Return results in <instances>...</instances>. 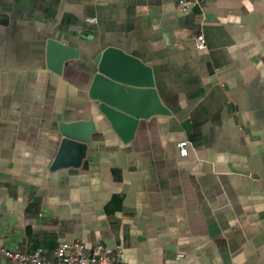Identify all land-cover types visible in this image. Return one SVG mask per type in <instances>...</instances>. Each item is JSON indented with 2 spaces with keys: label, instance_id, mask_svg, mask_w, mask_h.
Instances as JSON below:
<instances>
[{
  "label": "crops",
  "instance_id": "crops-1",
  "mask_svg": "<svg viewBox=\"0 0 264 264\" xmlns=\"http://www.w3.org/2000/svg\"><path fill=\"white\" fill-rule=\"evenodd\" d=\"M177 2L0 0V264L63 242L117 247L115 264H264V0ZM49 40L77 53L60 73ZM107 46L151 68L168 115L99 126ZM77 119L97 126L84 158L51 169Z\"/></svg>",
  "mask_w": 264,
  "mask_h": 264
},
{
  "label": "water",
  "instance_id": "water-1",
  "mask_svg": "<svg viewBox=\"0 0 264 264\" xmlns=\"http://www.w3.org/2000/svg\"><path fill=\"white\" fill-rule=\"evenodd\" d=\"M73 48L55 40L47 42V67L60 73L64 61L73 59ZM96 70L88 87V96L98 102L102 118L99 126L108 123L117 134L125 126L132 130L141 118L168 115L153 83L151 68L136 56L107 46L93 60ZM60 143L51 169L78 166L84 158L92 135L97 132L95 122L77 119L60 122ZM67 157L72 158L65 163Z\"/></svg>",
  "mask_w": 264,
  "mask_h": 264
},
{
  "label": "built area",
  "instance_id": "built-area-1",
  "mask_svg": "<svg viewBox=\"0 0 264 264\" xmlns=\"http://www.w3.org/2000/svg\"><path fill=\"white\" fill-rule=\"evenodd\" d=\"M201 0H178L177 7L181 12H189L193 7L200 5ZM198 50L205 49L206 40L203 34L194 39ZM181 156L187 155V142L178 144ZM117 247L111 248L101 243L86 246L81 242H63L52 252L51 258L38 248L32 251L1 250V254L10 264H115ZM177 254L176 259H181Z\"/></svg>",
  "mask_w": 264,
  "mask_h": 264
}]
</instances>
